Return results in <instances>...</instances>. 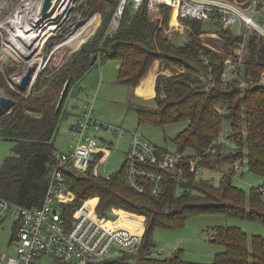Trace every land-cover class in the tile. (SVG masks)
I'll use <instances>...</instances> for the list:
<instances>
[{"label": "trees", "instance_id": "1", "mask_svg": "<svg viewBox=\"0 0 264 264\" xmlns=\"http://www.w3.org/2000/svg\"><path fill=\"white\" fill-rule=\"evenodd\" d=\"M98 1L90 0V7L94 9ZM103 2L111 7V11L101 20L94 34L95 41L86 43L74 52L71 59L56 73L45 76V79V73L38 76L31 93L27 97L19 96L12 110L0 116V138L15 143L13 154L4 159L0 168V194L26 207L42 204L49 179V164L56 149L55 138L59 124L71 113L67 106V96L95 64L92 63L93 52L102 62L120 59L122 64L118 82L129 87L139 84L156 59L180 63L188 72H181L177 76H168L163 72L158 75L155 106L147 107L132 102L128 108L136 109L140 123L149 122L163 127L178 121H188L186 128L172 138L178 151H194V154H188L183 173L176 176L167 172L163 191L158 196L130 188L126 181L125 165L119 171L110 173L109 177L94 175L91 170L68 172L67 176L70 188L79 199L100 197L98 212L101 215L114 217L112 210L123 208L145 218L146 227L137 253L124 251L118 257L101 264H195L182 259L179 250L165 257H149L147 252L156 247L155 230L182 226L192 215L213 212L249 218L264 224V87L261 85L264 37L255 32L250 33L247 52L239 66V78L225 84L221 80L226 68L224 62L235 51L236 45L244 41L236 26L228 28L211 21L222 28L219 33L222 37L220 54L211 50L201 39L200 35L205 34V21L186 19L190 21L188 42L175 46L163 39L157 31V26L149 18L146 4L136 9L129 2L120 19V27L111 34L110 23L120 0ZM81 5H78L77 10ZM167 10L171 12V9ZM88 20L94 19H84L75 28L84 27ZM103 37L107 39L104 45ZM116 41L118 44L113 52L112 45ZM206 57L208 63L204 61ZM135 66L140 69L133 73L132 68ZM243 81L246 85L242 84ZM65 88L67 90L63 96ZM217 105L225 106L226 111L222 113L216 108ZM224 120L231 124L232 131L228 137L237 145L242 144L237 153L223 155L220 152L227 141L217 144L215 151L209 150L212 142L225 137ZM240 154L247 157L249 170L263 177L262 185L251 190L249 208L246 206V192L232 182L235 173L233 167L222 173L219 187L199 177L197 172L199 166L210 168L213 163L219 165L231 162ZM237 161H240L239 158ZM91 201L98 202V198ZM133 229L143 231L141 227L134 226ZM216 231L214 240L225 246V250L216 253L212 263L198 264H264V235H253L249 245L247 232L237 226L227 225Z\"/></svg>", "mask_w": 264, "mask_h": 264}, {"label": "built area", "instance_id": "2", "mask_svg": "<svg viewBox=\"0 0 264 264\" xmlns=\"http://www.w3.org/2000/svg\"><path fill=\"white\" fill-rule=\"evenodd\" d=\"M43 2L0 0V74L16 92H23L17 83L28 67L35 68V57L43 56L48 44L68 32L73 14L83 0H54L53 12L46 15L41 11ZM129 2L136 9L146 4L152 22L162 21L166 6L173 15L176 13L177 22L197 19L219 22L228 28L237 26L244 41L236 45L231 58L224 62L226 68L221 80L225 84L239 78L249 31L264 37V0H120L110 33L120 25ZM204 61L208 63L209 59L206 57ZM9 71L11 78L8 77ZM40 73L33 74L34 80L29 86ZM242 84L246 85V82ZM1 96L9 97L0 86ZM67 118H70L68 130L73 143L67 151L54 150L42 204L26 207L0 194V230L10 223L11 244L16 253L12 256L6 251L0 252V264H54L57 260L68 264H101L124 251L137 250L142 242L144 234L118 224L119 211L114 217L101 215L98 212L99 197L95 205L89 204L93 197L79 199L68 183V172L91 170L94 175H103L99 169L109 156L112 145L103 133L124 136L125 130L98 118L94 99H84ZM224 141L225 137L215 140L209 150L215 151L216 145ZM129 144L123 164L126 181L130 188L140 193L160 195L167 172L176 176L182 174L189 158L186 152L159 146L138 131L132 133ZM233 167L239 170L241 165L235 163ZM202 168L199 166L197 172ZM105 175L109 177L110 173ZM108 222L112 225L107 226ZM147 255L165 257L164 251L157 247L149 250Z\"/></svg>", "mask_w": 264, "mask_h": 264}, {"label": "rangeland", "instance_id": "3", "mask_svg": "<svg viewBox=\"0 0 264 264\" xmlns=\"http://www.w3.org/2000/svg\"><path fill=\"white\" fill-rule=\"evenodd\" d=\"M89 1L90 0H83L81 8H79L73 14L71 23L72 26L70 27L68 32L62 38L57 39L55 41L53 40V42L48 44L46 49H44L43 56L41 58L34 59L36 61L35 74H37L40 70L41 73L38 76L45 73L43 76V79H45V76L56 73L57 69L64 66L71 59L74 52L83 48L86 43L89 44L95 41L94 34H96L97 32L101 20L104 19L110 13L111 7L105 2H103V0H99L94 9H92L89 5ZM261 3L263 2L261 1ZM79 16H81V18ZM173 16L174 15L172 14V12H168V10L165 8L162 21L153 23L157 26V31L161 34L163 39H167L168 42L175 46H181L188 42V34L190 31L188 22L190 21L182 20L177 22L175 16V25L172 22ZM166 17H168L167 22ZM89 18H92L94 20H88V22L85 23L84 27L75 28L80 21ZM112 22L113 19L110 23V28L113 25ZM120 25L118 26V28L120 27ZM88 28L89 31L87 30ZM235 28L232 29L235 30ZM221 29V27L217 26L213 22L205 20V34L200 35L201 39L205 43H207V46L211 50L219 52L220 54L222 52V37L219 35ZM91 31L93 32L85 39V37ZM250 33L252 32L249 31V34ZM71 38H75L77 40L74 48H72L71 45H68ZM83 39H85V42H82L77 48V46L81 41H83ZM106 40V37H103L102 45L105 44ZM94 53L96 52H93L92 54ZM233 53L230 54L229 58H231ZM157 60L161 62V65L164 67V70H166V72H161L165 73L168 76H177V74L181 72H188L187 68L181 65L180 63L173 64L163 59ZM96 62L97 64H100L101 59H98ZM194 63L197 64L196 62ZM117 64L118 62L114 59L102 62L101 66H97L96 68L92 69L93 71L89 72L84 80V85L88 86V88L92 87V91H94L93 89L98 88L96 99L97 101L95 103V115H97L98 118H100L102 121H105L106 123L117 127L120 126L126 132L124 136H115L103 133L109 140L112 141L111 152L109 156L106 157L104 163L100 166L99 169L100 173L103 175L107 173L117 172L122 168L125 161V152L129 148V142L131 140L133 132H141L148 138H151L155 143L163 147L167 146L173 150L176 148V145L174 144V142H172V138H174L179 133V131L186 128L188 124V121H178L177 123H170L163 125V127H160L155 126L149 122L140 123L139 113H137L135 108L129 109L128 104L133 102L147 107L155 106V98L140 97L135 94L131 88L127 87L124 84L118 83V74L116 71ZM102 66H106V69H108L109 71L107 74L108 82L105 81L104 83L99 84ZM23 68L24 67H22L21 70ZM139 69V66H135L132 68V72L136 73V71H138ZM11 71L7 72L8 77L10 76V78ZM33 84L30 86L31 88L29 90L27 88L26 91H23L24 93L16 92V90L8 84L5 77L0 74V86L4 88L5 94L7 96L11 98L13 97L16 100L20 99L19 96L27 97V95H29L33 89ZM216 108L222 113L226 111L225 106L222 107V105H217ZM74 111L75 108L72 109V113ZM69 120L70 118H66L62 120L59 124L58 134L55 138V146L58 150L60 149L67 151L70 147L69 145L73 143L71 133L68 130ZM223 126V136H225L227 144H224V147L220 148V152L223 155L237 153V151L242 148V144L237 145V143H234V141L231 140V137H228V134L232 131L231 124L228 120H224ZM245 138L246 135L244 134L243 139L245 140ZM14 145V141L0 138V168L3 166L4 159L7 156L13 154ZM186 153L194 154V151L191 149H187ZM238 158L240 161L235 162ZM238 158L233 159L231 162L220 163L219 165L213 163L210 168H202L200 170L201 172L198 173V176L206 178L207 180H209V182L212 183V185L219 187V180L222 173L228 170L229 167L232 168L235 163L241 165V168L239 170H235V173L232 176V182L234 183V185L239 188H242L246 192V206L249 208V196L251 190L262 185L263 177L257 173L254 174L249 170L247 157H244V155L242 157V155L240 154ZM232 169H234V167ZM121 209L112 210L113 214L117 216V211ZM123 210L127 214H124L125 212L122 210L118 212V219H120L118 222L119 224H129L127 221H125L129 220L136 225L139 224L143 227H146L145 218H143L142 215L138 213L128 212L125 209ZM134 224L130 225L131 229H133V227L135 226ZM227 225L237 226L245 230L249 237V245L251 244V239L253 235H264V224L261 222H255L249 218H240L234 215L225 216L221 213L213 212L211 214L200 213L192 215L188 219H186L184 223H182V226L167 229L157 228L154 232V242L156 243L157 248H161L164 251L165 256L171 255L179 250L182 259L187 262L195 264L212 263L214 255L218 252H222L225 250V246L221 245L219 242L214 240V237L217 233L216 230L221 227H226ZM143 227L141 228L143 229ZM11 236V226L10 223H8L5 228L0 230V252L6 251L10 255L15 256L16 253L11 244ZM137 250L133 251L130 254L137 253ZM133 259L134 258H132V260ZM137 261L138 260H136V262ZM60 262L62 261L57 260L54 262V264H60ZM62 263L68 264L64 261Z\"/></svg>", "mask_w": 264, "mask_h": 264}, {"label": "crops", "instance_id": "4", "mask_svg": "<svg viewBox=\"0 0 264 264\" xmlns=\"http://www.w3.org/2000/svg\"><path fill=\"white\" fill-rule=\"evenodd\" d=\"M172 19H173V17H172ZM98 59H101V58L98 57ZM114 60L118 62L117 66H116V69H117L116 71H117V74L119 77V72H120L119 68L122 64V61L120 59H114ZM101 64H102V61L100 62V64H97V62H95V64L89 69V71L72 87L71 91L69 92V94L67 96V100H66L69 110L71 109L70 112H72V109H74V108L76 109L78 107V105L84 99H86V100L87 99H94L95 103H96V101H97L96 100L97 99V89L98 88L93 89L94 91H92L91 90L92 87L88 88V86L84 85V80L86 78V75L89 72L93 71L92 69L96 68L97 66H101ZM149 68L150 69L140 79V81L138 82L139 84L137 86L129 87L128 85H126L127 87L131 88L135 94H137L138 96L143 97V98L155 97L156 85H157L156 79H157L158 75L161 73V71L166 72V70H164V67L161 65V62L157 59L152 62L151 66ZM101 69H102V71L100 72L99 84L100 83L102 84L105 81L108 82V80H107L108 79L107 74L109 72L108 69H106V66H104V67L102 66ZM117 81H118V79H117ZM159 146H161V145H159ZM144 230H145V227H143V231L141 232L142 234L144 233Z\"/></svg>", "mask_w": 264, "mask_h": 264}, {"label": "water", "instance_id": "5", "mask_svg": "<svg viewBox=\"0 0 264 264\" xmlns=\"http://www.w3.org/2000/svg\"><path fill=\"white\" fill-rule=\"evenodd\" d=\"M53 2H54V0H44L43 6L41 8L43 15H46L49 12L50 13L53 12V9H52L53 8ZM117 44H118V41H116L112 45L113 52L116 51ZM92 55H93L92 56V63H95L96 60L98 59V55L96 53H94ZM34 69L35 68L32 66L28 67L26 70V74L23 76L22 80L17 83V86L20 87V89L22 91L27 90V88H28L27 86L33 77ZM261 85L264 87V82H262ZM66 90H67V88H65V91H63V96L65 95ZM16 104H17V101L15 98L1 96L0 97V116L10 112L12 110V107H14Z\"/></svg>", "mask_w": 264, "mask_h": 264}, {"label": "bare ground", "instance_id": "6", "mask_svg": "<svg viewBox=\"0 0 264 264\" xmlns=\"http://www.w3.org/2000/svg\"><path fill=\"white\" fill-rule=\"evenodd\" d=\"M175 16H176V13H174V16H173V19H172V22H173V24H175L176 22H175ZM88 31H89V28L87 29ZM77 35H80V34H77ZM76 42H77V40L75 39V38H71L70 39V42H69V44L68 45H71V47L72 48H74L75 47V45H76ZM83 42H84V39H83ZM80 46V45H79ZM78 46V47H79ZM77 47V48H78ZM76 48V49H77ZM42 56H37V57H35L36 59H38V58H41ZM57 58V57H56ZM36 70V67H35V69H34V71ZM40 72V70L38 71V73ZM34 74H35V72H34ZM31 80H34V77H32V79ZM30 85V84H29ZM28 85V89H29V86ZM24 93V92H23ZM92 199H94V198H91V200ZM91 200L89 201V204H92V205H95L97 202H95V203H91ZM120 220V219H119ZM125 221H127L129 224H125V223H121V224H123V225H126V226H129V227H131L130 225L132 224H134L133 222H131V221H129V220H125ZM119 222V221H118ZM119 224V223H118ZM121 224H119V225H121ZM107 226H111L112 225V223L111 222H108L107 224H106ZM135 225V227H142L141 225H136V224H134Z\"/></svg>", "mask_w": 264, "mask_h": 264}]
</instances>
